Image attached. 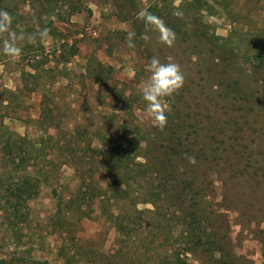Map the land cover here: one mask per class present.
<instances>
[{"label":"rangeland","instance_id":"374dc122","mask_svg":"<svg viewBox=\"0 0 264 264\" xmlns=\"http://www.w3.org/2000/svg\"><path fill=\"white\" fill-rule=\"evenodd\" d=\"M195 1L0 0V10L13 17L11 30L34 36L32 43L17 41L19 58L0 50V129L36 147L44 142L50 162L40 168L46 179L27 202L28 219L18 231L8 228L0 211V261L160 263L172 247L152 223H171V236L178 238L179 223H187L179 208L189 211L190 205L181 203L189 196L177 200L163 192L154 165L155 135L173 123L192 134L185 143L211 152L207 159L192 154L194 165L187 158L184 177L196 179L199 205L220 229L229 254L222 253L223 262L264 264V62L253 58L264 57V0ZM141 10L175 33L171 47L158 32L146 31L137 17ZM44 27L51 39L41 41ZM130 31L136 33L134 49L126 44ZM7 35L0 34V42ZM154 56L162 62L172 57L184 74L183 87L166 98L162 130L144 118L140 93ZM119 145L128 162L147 165L142 180L124 179L125 169L112 165ZM28 169L33 177L37 169ZM154 200L156 206L149 203ZM118 223L136 231L126 239ZM187 264L215 263L196 252Z\"/></svg>","mask_w":264,"mask_h":264},{"label":"trees","instance_id":"16d2710c","mask_svg":"<svg viewBox=\"0 0 264 264\" xmlns=\"http://www.w3.org/2000/svg\"><path fill=\"white\" fill-rule=\"evenodd\" d=\"M199 1L195 2L198 3ZM253 58L257 62L256 64H259L258 62H264V57L262 56L256 55ZM41 115L46 120L47 118H51L48 112ZM49 122L52 123V120ZM49 122L48 124H51ZM0 130V211L5 215L7 222L5 224H7L8 228L18 231L28 219L27 202L37 197L39 183L46 179V172L43 171L44 168H40L44 164H50V162L47 161L44 142H41V146L38 145L36 147V144L31 143L27 138L9 132L5 127H2ZM190 135L192 134L188 131L184 132L183 128H178L173 123H169L163 132L158 131L155 135L154 142L158 143L157 148L159 147V149L157 151L158 157L154 155L153 160H155L154 165L162 173L163 183H161V189L164 190L163 192L168 190L172 194H175L177 200L189 196L188 201L185 198L181 200L182 205L190 202V205L186 204L189 211H186L184 207L179 208L180 212L183 213L182 219L187 221V223H179L182 229L180 232L177 231L179 232L178 238H174L173 234V237L171 236L169 228L171 223H152V225L157 227L156 229L159 228V232L168 235L170 241L167 242L172 247L171 252L166 254L160 263L158 262L156 264H187V255H192L196 252L202 253L205 258L214 260L215 264H226L223 262V236L221 235L220 229L212 224L211 213L209 216L206 215L204 209L199 205L197 198L199 197V190L201 189L195 183L196 179L193 176L188 175V177H184L187 174L185 167L188 157H191L192 154L195 155L198 151L200 152V156L207 159L208 154L211 153L207 149L208 146L201 147L199 151V148L194 147L195 144L185 143L184 139ZM118 148L121 153L119 154V158H112V165L118 171L121 168L125 169L124 176L126 177L124 179L133 182L142 180L143 178L141 176L150 172L147 169V165L134 163L135 159L128 162L124 159V157H128V151H122L124 149L121 146ZM153 151L155 152V149ZM114 152H116L115 149L111 147L109 153L113 155ZM196 157L197 159L200 158L198 154ZM28 168L37 169L33 177L30 176L31 174H29ZM125 185L128 186V183L126 182ZM175 185L178 190H176ZM89 187L90 184L85 185L84 189L88 192ZM82 195L87 194L82 193ZM95 195L94 197L98 196ZM84 198L82 197V200ZM147 202L144 201V203ZM149 203L156 206L155 200ZM68 204H71L73 207L74 200L70 199ZM67 212H70L68 208ZM154 215L158 217L160 213L158 214L157 211ZM117 226L120 234L126 239L130 237V234L134 230L126 225H122V223H118ZM214 256H217V258H214ZM227 257L229 258V254ZM0 264H5V261H0Z\"/></svg>","mask_w":264,"mask_h":264},{"label":"clouds","instance_id":"9594fccd","mask_svg":"<svg viewBox=\"0 0 264 264\" xmlns=\"http://www.w3.org/2000/svg\"><path fill=\"white\" fill-rule=\"evenodd\" d=\"M175 16L183 15L181 11H175ZM138 19L142 20L146 31L150 28L159 33V40L165 46L171 47L176 39L175 33L169 29L164 20L152 14L147 10H141L137 14ZM13 17L5 10H0V34L7 33V38L2 42V53L12 59L19 58L22 55V48L18 46L17 41L27 38L29 43H32L34 36L29 34L25 37L24 34L17 35L11 30ZM41 41L49 40L50 30L47 27L41 29L38 33ZM135 32L130 31L126 37V44L129 49L136 47L134 42ZM145 42L149 40L147 34L141 37ZM150 76L146 82L140 87V93L143 101L146 104L145 119H150L161 130L167 124V103L166 98L171 97L179 91L184 85V74L179 66L175 63L172 57H168L166 62H162L157 57H152L149 60L146 69ZM189 164H196L194 157H188Z\"/></svg>","mask_w":264,"mask_h":264}]
</instances>
